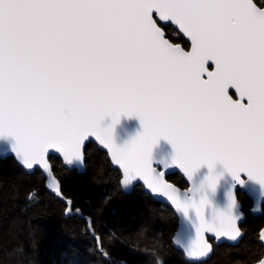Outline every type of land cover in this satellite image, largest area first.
Here are the masks:
<instances>
[{
  "label": "snow or ice",
  "instance_id": "obj_1",
  "mask_svg": "<svg viewBox=\"0 0 264 264\" xmlns=\"http://www.w3.org/2000/svg\"><path fill=\"white\" fill-rule=\"evenodd\" d=\"M90 139L179 214L188 257L237 241L240 193L264 201V0H0V141L71 211L49 156L81 167Z\"/></svg>",
  "mask_w": 264,
  "mask_h": 264
},
{
  "label": "trees",
  "instance_id": "obj_2",
  "mask_svg": "<svg viewBox=\"0 0 264 264\" xmlns=\"http://www.w3.org/2000/svg\"><path fill=\"white\" fill-rule=\"evenodd\" d=\"M85 157L82 174L49 158L64 196L72 200L71 211L45 188L38 169L26 173L14 158L0 159V264H255L263 257L258 232L264 205L261 217L252 216L245 194L239 195L247 216L241 241L214 245L208 260L187 262L172 244L177 229L172 209L141 185L123 192L120 173L93 142ZM167 179L187 187L179 174Z\"/></svg>",
  "mask_w": 264,
  "mask_h": 264
},
{
  "label": "water",
  "instance_id": "obj_3",
  "mask_svg": "<svg viewBox=\"0 0 264 264\" xmlns=\"http://www.w3.org/2000/svg\"><path fill=\"white\" fill-rule=\"evenodd\" d=\"M139 129V125H138V122L136 120H127V119H124L121 121V124L117 127L116 129V136H117V140L118 142L120 141H123L125 139H127L130 135L134 134L137 130ZM90 142H93L94 144H96L101 150H103L105 153H106V150L101 146L99 145V143L97 141H95L94 139H90L89 141H86V144H85V148H86V145ZM84 152H85V149H84ZM170 152V148L168 147V145L164 144V143H161L160 147L156 150V156L157 158L161 157V156H164V155H167L168 153ZM51 156H55L57 157L61 162L62 164L64 165L65 168H67L68 170H76L78 173L82 174L84 173L86 167H85V163L83 166L81 167H73V166H68L66 164L63 163L62 161V158L59 156V154H56V153H51L49 158ZM7 157H12L15 159L16 163L26 172V173H33L36 169L34 170H27L25 169L21 164L20 162L18 161V159L14 156L13 153H11L9 151V148H8V142L6 141H0V159H5ZM108 157V156H107ZM86 159V157H85ZM109 161H110V158L108 157ZM50 162V160H49ZM111 164V163H110ZM50 165L52 167V164L50 162ZM112 165V164H111ZM115 169L116 167L114 165H112ZM53 169V167H52ZM39 170V169H38ZM44 178H45V188L51 192L52 194H54L48 187H47V183H48V180H47V177H46V174L43 173L41 170H39ZM170 174H179L185 181L187 187H189L190 185L187 184L186 182V178L183 176V174H181L178 170H175V169H169L168 170V175L167 177L170 175ZM136 185H142V182L141 183H138V184H135L134 186H130L129 188H124L123 185H121V188H122V191L125 192V193H131L133 188L136 186ZM186 187V188H187ZM227 185L224 186V188L226 189ZM181 188V187H180ZM186 188H181L182 190L183 189H186ZM143 190L146 194H148L152 199H154L155 201L157 202H160V203H164V204H167L173 211V213L175 214L176 218H177V229L172 237V244L174 246V248H176L177 250H179L183 256H184V259L187 261V262H192V263H197V262H203V261H206L208 260L212 255H213V251H214V245L218 246L220 244H223V243H227L229 245H237L241 239L243 238L244 236V233L242 231V235L241 237H239L237 239V241L235 242H232V241H228L227 239H221L219 241H217L215 239V237H213L211 234H208V239H209V243L212 245V252L207 256V257H204V258H199V259H193L191 257H188L186 255V252L184 250V248L178 246L177 244L174 243V240L176 239V234L177 232H183V229H182V225H181V218L179 216V214L175 213V210L170 206L169 202H167L164 198H159V197H155L153 194L149 193L144 187H143ZM223 191V189H222ZM241 193L245 194L250 200L251 202L253 203V209L251 210V214L253 216H258L260 215L261 213V208H262V205L264 204V201H261L257 196H253L252 194H250L248 191H242ZM55 195V194H54ZM58 197V196H57ZM59 198V197H58ZM60 200L62 201H65L64 199H61ZM66 202V201H65ZM220 202L222 203V197H221V200ZM70 206V205H69ZM239 212L241 214V220L239 221V224L241 226V224L245 221L246 219V216L244 214V212L242 211V205L239 201ZM264 231V227L261 228L258 232V240L259 242L262 244V246L264 247V241H262L261 239V232ZM181 239L182 240H185L186 241V237L184 236H181ZM264 258V255L263 257ZM261 258V259H262ZM260 259V260H261ZM257 264V262L255 263Z\"/></svg>",
  "mask_w": 264,
  "mask_h": 264
},
{
  "label": "flooded vegetation",
  "instance_id": "obj_4",
  "mask_svg": "<svg viewBox=\"0 0 264 264\" xmlns=\"http://www.w3.org/2000/svg\"><path fill=\"white\" fill-rule=\"evenodd\" d=\"M169 35H170V37L173 39V40H175V41H177V42H179V43H181V44H183L184 43V40H185V38H183L182 36H178V35H176L175 34V30L174 29H170V31H169ZM248 200L250 201V207H249V209H248V211H249V213L251 214V210L253 209V203L251 202V200L248 198ZM264 205V204H263ZM263 205H262V208H261V213H260V215H258V216H255V217H261L262 215H263ZM243 207V206H242ZM74 213H75V211H74ZM252 215V214H251ZM246 216V215H245ZM253 216V215H252ZM247 217V216H246ZM246 220V219H245Z\"/></svg>",
  "mask_w": 264,
  "mask_h": 264
}]
</instances>
